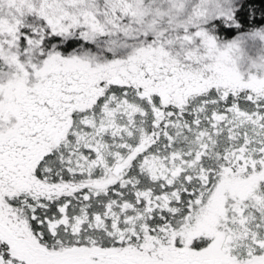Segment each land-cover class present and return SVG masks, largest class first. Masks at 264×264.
Returning a JSON list of instances; mask_svg holds the SVG:
<instances>
[{"label": "snow or ice", "instance_id": "snow-or-ice-1", "mask_svg": "<svg viewBox=\"0 0 264 264\" xmlns=\"http://www.w3.org/2000/svg\"><path fill=\"white\" fill-rule=\"evenodd\" d=\"M0 264H264V0H0Z\"/></svg>", "mask_w": 264, "mask_h": 264}]
</instances>
